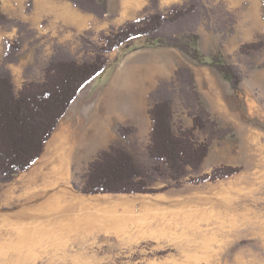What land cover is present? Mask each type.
Segmentation results:
<instances>
[{"label":"rangeland","instance_id":"rangeland-1","mask_svg":"<svg viewBox=\"0 0 264 264\" xmlns=\"http://www.w3.org/2000/svg\"><path fill=\"white\" fill-rule=\"evenodd\" d=\"M213 1H199L198 32L200 28L209 30V26L226 31L235 27V12L229 11L226 4L221 7ZM262 13L264 15V4ZM2 26L8 30L19 29L13 24ZM42 28L43 32L30 25L22 28L23 43L15 61H8L5 56L12 42H4L0 69L5 67L11 69L10 72L13 69L17 90L26 82L43 80L45 68L53 56H71L79 61L92 59L96 46L102 43L101 33L92 31L57 43L52 41L46 21ZM174 31L176 27L169 25L164 32L171 34ZM260 37L264 38V33L256 39ZM138 39L108 53L110 62L106 68L88 81L72 102L70 126L77 143L68 162V179L60 185L67 186L74 197L124 202L126 209L92 214L113 223L124 221L125 225L120 229L72 225L68 230L56 232L53 241H43L31 248V253L27 250L24 256L13 253L0 256V264H264V49L256 56L241 54L235 48H229L228 52L226 40L221 42L220 33L218 42L206 40L205 47L210 54L222 51L231 55L245 72L246 79L237 89L231 90L229 82L211 67V73L197 71L196 74L204 104L220 126L228 130L226 136L212 144L201 172L208 173L225 165L239 166V172L216 181H185L180 187L156 193L86 194L77 188L85 181L89 163L100 150L114 142L128 147L139 161L149 162L152 129L149 108L153 104L147 93L149 84L142 93L140 104L132 105L127 97L119 102H105L115 79L126 73L132 62L138 61V66L135 65L138 68L154 69L156 62L150 50L136 48L140 43L132 45ZM127 50L132 51L124 55L121 65L117 66L116 59ZM120 87L127 90L122 82ZM170 93L175 101L177 126L191 127L193 119L181 96L180 86L170 87ZM107 115L110 134L98 138L94 131L107 120ZM120 124L135 125L138 130L129 139H124L117 131ZM65 126L68 125L61 120L46 142L42 155L27 170L8 182L0 181V247L16 237L11 226L5 224V217L15 216L23 203L26 205L27 197L23 193L28 187L25 182L47 154L53 136ZM197 137L203 139L205 136L197 133ZM167 183L160 179L154 186L162 187ZM66 218L75 221L69 213Z\"/></svg>","mask_w":264,"mask_h":264},{"label":"trees","instance_id":"trees-1","mask_svg":"<svg viewBox=\"0 0 264 264\" xmlns=\"http://www.w3.org/2000/svg\"><path fill=\"white\" fill-rule=\"evenodd\" d=\"M82 9L99 16L108 13L106 0H72ZM200 0H186L167 11L147 12L128 21L118 29L103 31L100 45L96 46L92 59L79 61L71 56H53L45 68L41 81L24 83L17 90L12 73L0 69V181L8 182L18 173L27 170L43 153L46 142L68 112L72 102L83 86L108 65V53L120 50L135 38L141 40L138 47H175L197 64L215 69L229 84L237 89L246 79L245 72L222 51L205 53L201 48V36L197 31V14ZM154 3V0H152ZM224 7L222 2L218 3ZM32 0L28 1L31 7ZM230 14V13H229ZM196 19V20H195ZM192 22V23H191ZM19 26V34L9 43L6 58L17 60L16 53L22 47L21 33L27 23L0 14V25ZM188 24V25H186ZM175 26L176 31L167 34L165 29ZM222 33L221 42L234 33V26ZM264 49V38L243 43L239 53L256 56ZM126 51L116 59L118 63ZM180 86L181 96L186 101L191 127L176 124L174 97L170 87ZM153 104L149 108L152 120L148 163L139 161L134 153L121 142H114L98 152L89 163L82 186L77 188L86 194L97 193H156L180 187L185 181L203 183L226 178L240 171L241 167L225 165L202 173V165L216 139L228 134L221 127L210 109L204 104L197 88L196 79L189 67H179L170 80H162L150 93ZM188 101V102H187ZM131 124H120L117 131L124 139L137 132ZM203 134V139L197 137ZM168 183L162 187L154 184L160 180Z\"/></svg>","mask_w":264,"mask_h":264},{"label":"crops","instance_id":"crops-1","mask_svg":"<svg viewBox=\"0 0 264 264\" xmlns=\"http://www.w3.org/2000/svg\"><path fill=\"white\" fill-rule=\"evenodd\" d=\"M28 1L0 0V14L14 20L28 23L32 29L40 32H43L42 25L46 21L50 26L52 41L54 40L58 43L65 40L68 41L75 36L82 37L90 31L97 34L113 28L118 29L128 21L135 20L147 12L167 11L174 5L183 4L186 0H154V3L152 0H106L108 3V13L105 16H99L94 12L84 10L72 0H32L31 7H28ZM220 2L224 5L226 4V8L229 11H234L237 18L234 33L230 34L225 42L228 52H230L229 48L239 49L243 43L255 41L259 35L264 33V15L262 13V5L264 3L262 0L213 1L215 4ZM17 32L19 33V29L13 28L8 30L0 25V57L3 54L4 42H13V38ZM199 34L201 36L202 50L210 54L211 52L205 47V41L218 42L220 33L212 29L206 30L200 28ZM140 42V39L135 40L132 45H137ZM142 48L150 50L149 53L153 56L156 64L154 63L155 67L151 70L142 69L139 66L140 72H138L137 76L139 81L141 80V84L137 104H140L142 93L146 89L147 84H149L147 93L150 95L157 88L160 81L172 79L176 70L181 66L190 68L197 84V71L211 73L209 66L190 61L184 53L175 47L160 46ZM131 51L127 50L125 56ZM124 57L117 63V66L121 65ZM137 62H132L129 69L135 65L138 66ZM139 68L137 67V69ZM11 72L14 74L13 69ZM18 74H20V71ZM131 104L137 105L133 102ZM68 112L62 118V122L72 129L70 124L72 122L71 116L73 115L71 111L68 110ZM109 121L107 115V120L96 127L94 131L96 137L105 138L109 136L110 133H108L107 127Z\"/></svg>","mask_w":264,"mask_h":264},{"label":"bare ground","instance_id":"bare-ground-1","mask_svg":"<svg viewBox=\"0 0 264 264\" xmlns=\"http://www.w3.org/2000/svg\"><path fill=\"white\" fill-rule=\"evenodd\" d=\"M138 72L140 71L135 66L115 79L116 81L109 90L105 102L108 104L114 100L119 102L127 97L136 104L141 84V80L139 81L137 76ZM121 82L126 85L127 90L120 87ZM122 87L124 86L122 85ZM73 133L74 130L69 126L63 127L60 132L56 133L48 144L47 154L43 160L30 172L29 179L25 182L28 189L23 193L27 197L26 205L23 203L24 205L22 204L23 206L20 207L19 212H16L15 216L6 214L5 217V224L11 226L16 237L8 243L4 242L5 244L0 247V256L6 255L7 257L10 253L17 256L26 254L27 250L30 251L31 248L38 246L40 242L53 241L56 232L68 230L69 226L72 225L80 224L83 226L87 224L94 228L114 229L123 228L125 225L123 224L124 221L113 223L92 214L101 211L111 213L119 211L121 208L126 209L124 202L119 200L102 202L100 199L74 197L67 186H60L66 182L69 176L68 162L77 143ZM23 195L20 194V196ZM70 207L73 210L71 209L68 212ZM66 212L75 221H67Z\"/></svg>","mask_w":264,"mask_h":264}]
</instances>
